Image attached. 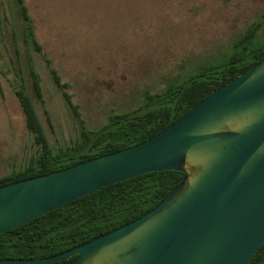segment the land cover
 Segmentation results:
<instances>
[{"label":"rangeland","instance_id":"obj_1","mask_svg":"<svg viewBox=\"0 0 264 264\" xmlns=\"http://www.w3.org/2000/svg\"><path fill=\"white\" fill-rule=\"evenodd\" d=\"M0 0V178L38 155L16 96L24 87L57 151L138 108L147 93L180 84L264 44V0ZM36 73L41 93L35 92Z\"/></svg>","mask_w":264,"mask_h":264},{"label":"water","instance_id":"obj_2","mask_svg":"<svg viewBox=\"0 0 264 264\" xmlns=\"http://www.w3.org/2000/svg\"><path fill=\"white\" fill-rule=\"evenodd\" d=\"M184 174L138 219L63 253L0 264H249L264 244V59L135 146L0 186V234L102 187Z\"/></svg>","mask_w":264,"mask_h":264},{"label":"trees","instance_id":"obj_3","mask_svg":"<svg viewBox=\"0 0 264 264\" xmlns=\"http://www.w3.org/2000/svg\"><path fill=\"white\" fill-rule=\"evenodd\" d=\"M19 0L25 20L24 34L36 45L27 10ZM264 59V44L249 60L234 54L218 67L198 71L180 84H168L162 92L147 93L138 108L112 114L99 130H88L77 107L65 91L55 70V85L72 109L81 128V137L70 147L53 150L50 146L32 99L24 87L16 91L27 129L33 134L38 155L24 166L0 178V186L49 174L81 162L114 153L140 144L176 122L196 103ZM33 87L38 96L41 85L32 73ZM175 170L145 173L107 185L90 194L67 202L31 221L0 234V259H41L82 245L96 237L138 219L155 208L183 179ZM77 255L53 264H69ZM249 264H264V244Z\"/></svg>","mask_w":264,"mask_h":264}]
</instances>
